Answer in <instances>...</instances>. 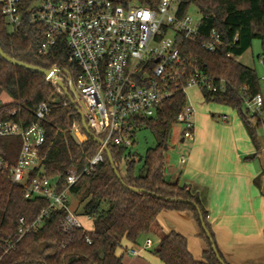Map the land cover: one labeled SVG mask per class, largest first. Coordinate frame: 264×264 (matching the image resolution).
I'll list each match as a JSON object with an SVG mask.
<instances>
[{
  "label": "trees",
  "instance_id": "trees-1",
  "mask_svg": "<svg viewBox=\"0 0 264 264\" xmlns=\"http://www.w3.org/2000/svg\"><path fill=\"white\" fill-rule=\"evenodd\" d=\"M122 1L127 4L134 0ZM137 1L153 7L158 3V0ZM191 6L201 13V23L198 39L179 38L186 71L189 75L198 68L209 76L227 81V88L218 92L202 87L203 96L207 102L236 109L256 142L257 130L262 123L254 115H248L249 108L244 110V104L246 97L262 93L260 78L255 68L237 58L251 48L255 40H260V57L264 64V0H183L179 15L187 14ZM213 29L221 34L222 43L218 51L208 52L201 42ZM43 39L38 27H11L0 6L2 49L9 56L35 66L46 69L56 66L59 76L69 87L68 79H75L81 68L70 61L66 40L59 38L47 54H42L39 48ZM69 90L76 103L44 74L10 63L0 56V98L3 92L11 97L8 102L0 101V122L14 120L24 126L30 125L36 120L38 108L43 103L49 105V112L42 120L45 129V141L40 146L42 164L34 174L56 181L59 190L66 186L68 171L73 167L81 171L101 147L91 135L87 134L79 141L73 133L75 124L83 128L82 106L70 87ZM187 105V94L179 86L158 108L155 116L134 118L129 126L133 134L131 147L108 142L114 166L104 150L103 161L71 187V195L80 200L82 214L92 221L90 230H64L62 223L67 210L53 208L38 229H31L21 236V219L27 224L36 221L49 207V200L26 198L24 187L10 179L9 169L17 162L22 139L20 136L0 137V158L9 166L6 172L0 173V264H124L117 254L123 241L136 244L140 236L152 232L160 236L153 253L164 264H222L219 257L229 264L217 244L202 193L190 183L167 179L165 152L171 129ZM141 128L150 130L157 139L156 146L148 148L144 156L133 150L136 132ZM96 136L105 139L104 134ZM127 186L145 191H135ZM164 211H185L190 215L203 245L201 259L193 256L184 234L175 230L163 231L159 216Z\"/></svg>",
  "mask_w": 264,
  "mask_h": 264
},
{
  "label": "built area",
  "instance_id": "built-area-1",
  "mask_svg": "<svg viewBox=\"0 0 264 264\" xmlns=\"http://www.w3.org/2000/svg\"><path fill=\"white\" fill-rule=\"evenodd\" d=\"M182 1L158 0L153 7L141 5L137 0L127 4L122 0H0V6L11 27L39 28L44 37L40 53L47 54L59 38L66 40L70 61L81 68L75 79H68L69 87L80 100L90 130L95 135L104 134L106 144L131 147L133 134L129 126L134 118L155 116L177 87L181 86L184 92L190 87L218 92L228 86L224 78L209 76L198 68L188 75L179 38L198 39L201 19L197 21L189 13L179 15ZM221 43V34L213 29L201 46L208 52H216ZM57 71L59 75V69ZM245 102L264 126V95L246 97ZM48 112L49 105L43 103L30 125L14 120L0 122V137L20 136L22 139L17 162L9 169L10 179L24 187L26 198L49 200V207L36 221L27 224L21 219V236L38 229L53 208L67 210L62 223L64 230H87L82 215L70 207V189L104 159L101 145L81 171L76 167L68 171L62 190L58 189L56 181L34 174L42 164L40 146L45 141L42 120ZM194 113V107L188 104L178 115L177 122L184 126L183 139L194 137ZM73 133L79 141L86 137L84 128L78 124L73 126ZM8 167L0 158V173L6 172ZM87 241L91 242L89 238ZM131 253L138 252L132 249Z\"/></svg>",
  "mask_w": 264,
  "mask_h": 264
},
{
  "label": "crops",
  "instance_id": "crops-1",
  "mask_svg": "<svg viewBox=\"0 0 264 264\" xmlns=\"http://www.w3.org/2000/svg\"><path fill=\"white\" fill-rule=\"evenodd\" d=\"M212 117L199 113L193 139L181 135L182 143L189 142V152L180 155L178 166L166 158L167 179L190 183L202 193L217 244L229 264H264L263 149L258 139L254 142L250 137L243 120L231 124L227 116L223 123ZM72 198L76 197L71 195L70 207L82 215L84 223L90 220L91 226L86 227L92 229L91 219L73 208ZM159 223L166 233L184 234L193 256L201 259L203 245L187 212L164 211ZM144 236L147 240L142 244ZM151 238L158 246L160 236L152 232L140 236L136 244L124 240L117 254L124 264H164L153 253ZM132 249L138 253H131Z\"/></svg>",
  "mask_w": 264,
  "mask_h": 264
},
{
  "label": "rangeland",
  "instance_id": "rangeland-1",
  "mask_svg": "<svg viewBox=\"0 0 264 264\" xmlns=\"http://www.w3.org/2000/svg\"><path fill=\"white\" fill-rule=\"evenodd\" d=\"M188 13L193 16V18L197 21L201 19V13L195 6H191L189 8ZM262 53V44L260 40H255L251 46L243 55L239 56L237 59L241 63L253 67L256 69V72L260 78V86H261V92L264 95V64L261 61V55ZM187 102L188 104H192L195 108V113L193 116V121L195 124H197L199 121L197 118H199V113H208L215 121H219L223 123V117H228V122L235 123L237 121H242L241 116L239 115L238 111L234 109L233 107L217 102H207L203 96V93L201 89L197 87H190L187 90ZM76 99L78 101L79 98L76 95ZM11 100V97L8 93L3 92L1 95L0 101L1 102H8ZM248 103L245 102L244 104V110L248 109ZM201 115V114H200ZM248 115L251 116V111L249 109ZM184 126L180 123H176L173 125L171 129V135L170 139L167 145V149L165 152V156L168 159V162L170 165L178 166L180 155L183 153L185 155L189 152V142L182 143L180 141L181 135L183 132ZM257 139L260 143V146L263 149V156L261 157L262 161H264V126L262 125L257 130ZM135 145L133 147V150L137 152L140 156H144L147 149L156 146L157 139L155 135L148 129L141 128L138 129L135 136ZM73 208L74 209H81L80 200L78 197L72 198ZM86 226H91L90 220H86ZM153 241V247L156 248V240L155 238H151ZM147 238L144 236L140 240L142 244L146 242Z\"/></svg>",
  "mask_w": 264,
  "mask_h": 264
},
{
  "label": "water",
  "instance_id": "water-1",
  "mask_svg": "<svg viewBox=\"0 0 264 264\" xmlns=\"http://www.w3.org/2000/svg\"><path fill=\"white\" fill-rule=\"evenodd\" d=\"M0 56L2 58H4L6 61L10 62V63H13V64H16L18 66H21V67H24V68H27V69H30V70H33V71H36V72H39V73H42L44 74L48 79L50 80H54L55 83L62 89V91L67 95V97L73 102V103H76V100L74 99L73 97V94L70 92L69 90V87L65 85L64 81L61 79V77L58 75V68H50V69H46V68H43V67H39V66H35V65H32V64H29V63H26V62H23L21 60H18L16 58H13L11 56H9L3 49L2 47L0 46ZM141 74V72H140ZM72 92L76 94V92L74 90H72ZM80 114L83 118V128L86 132V135H91L92 137L96 138L99 142L100 145H102L104 147V150L107 151L108 153V156H109V159L112 163V165L114 166V161L111 157V154L108 150V145L100 138H98L94 133H92V131L90 130V127L89 125L87 124L86 122V119L84 117V112L82 109H80ZM115 171H116V174L117 176L121 179V175L119 173V171L117 170V168H114ZM129 189H132V190H135V191H145L144 189H140V188H135V187H131V186H127ZM203 227L205 229V231L207 232L208 236H210V233H209V230L207 229L206 227V224L203 222ZM213 242V241H212ZM213 250L214 252L216 253V255L219 257V254H218V250L216 248L215 245H213ZM220 261L222 264H226L220 257H219Z\"/></svg>",
  "mask_w": 264,
  "mask_h": 264
}]
</instances>
